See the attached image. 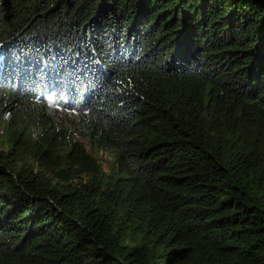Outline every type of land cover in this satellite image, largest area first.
Segmentation results:
<instances>
[{
    "label": "trees",
    "instance_id": "1",
    "mask_svg": "<svg viewBox=\"0 0 264 264\" xmlns=\"http://www.w3.org/2000/svg\"><path fill=\"white\" fill-rule=\"evenodd\" d=\"M0 139V264H264V0H0Z\"/></svg>",
    "mask_w": 264,
    "mask_h": 264
},
{
    "label": "rangeland",
    "instance_id": "2",
    "mask_svg": "<svg viewBox=\"0 0 264 264\" xmlns=\"http://www.w3.org/2000/svg\"><path fill=\"white\" fill-rule=\"evenodd\" d=\"M64 121H66V119H64ZM5 146V144L3 143V141L0 139V147ZM88 149L91 151V153L96 156L100 162L102 163L103 167L105 170L109 169V164L112 162V158L113 155L109 152H104V151H99V150H94L91 149L88 146ZM84 178H86L87 176H83ZM78 181H80V178L75 179V183H77Z\"/></svg>",
    "mask_w": 264,
    "mask_h": 264
}]
</instances>
